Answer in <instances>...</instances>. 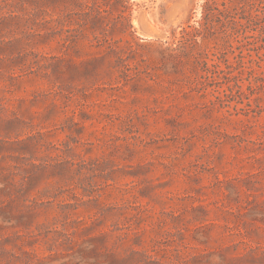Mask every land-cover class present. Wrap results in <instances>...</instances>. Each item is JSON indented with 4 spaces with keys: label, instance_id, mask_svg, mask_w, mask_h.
Listing matches in <instances>:
<instances>
[{
    "label": "rangeland",
    "instance_id": "rangeland-1",
    "mask_svg": "<svg viewBox=\"0 0 264 264\" xmlns=\"http://www.w3.org/2000/svg\"><path fill=\"white\" fill-rule=\"evenodd\" d=\"M0 264H264V0H0Z\"/></svg>",
    "mask_w": 264,
    "mask_h": 264
}]
</instances>
